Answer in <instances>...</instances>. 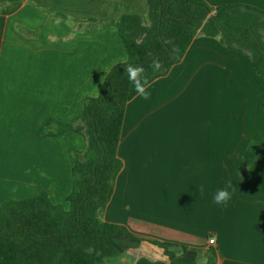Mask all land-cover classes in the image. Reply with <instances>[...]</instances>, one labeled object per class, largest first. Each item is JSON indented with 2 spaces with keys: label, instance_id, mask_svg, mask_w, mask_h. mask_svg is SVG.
Returning <instances> with one entry per match:
<instances>
[{
  "label": "crops",
  "instance_id": "crops-1",
  "mask_svg": "<svg viewBox=\"0 0 264 264\" xmlns=\"http://www.w3.org/2000/svg\"><path fill=\"white\" fill-rule=\"evenodd\" d=\"M204 1L264 11V0ZM128 12L146 16V1L0 0V204L45 191L68 208L70 151L83 150L85 139L39 131L49 119L78 117L86 98L99 95L110 71L128 58L111 22ZM150 84L149 100L136 95L126 105L123 166L102 219L159 241L213 246L219 264H264V152L241 173L249 143L264 133L251 57L197 34L183 58ZM228 180L236 188L228 206L214 204L212 194ZM117 264L169 262L145 243Z\"/></svg>",
  "mask_w": 264,
  "mask_h": 264
},
{
  "label": "trees",
  "instance_id": "trees-1",
  "mask_svg": "<svg viewBox=\"0 0 264 264\" xmlns=\"http://www.w3.org/2000/svg\"><path fill=\"white\" fill-rule=\"evenodd\" d=\"M145 1L146 16L128 12L111 22L125 45L127 62L141 65L150 83L166 75L183 58L193 38L204 34L251 57L264 105V11L241 4L213 7L204 0ZM153 61L160 64L159 70L153 69ZM136 95L125 66L119 63L99 95L86 98L78 117L67 123L49 119L41 126L43 136L74 131L85 139L83 150L70 151L68 208L54 204L45 191L0 204V264H117L121 255L136 252L145 243L157 246L169 264H219L213 246L200 249L159 241L102 219L123 166L118 147L125 108ZM263 152L264 133L249 143L242 175L249 173Z\"/></svg>",
  "mask_w": 264,
  "mask_h": 264
},
{
  "label": "clouds",
  "instance_id": "clouds-1",
  "mask_svg": "<svg viewBox=\"0 0 264 264\" xmlns=\"http://www.w3.org/2000/svg\"><path fill=\"white\" fill-rule=\"evenodd\" d=\"M127 60L128 58L124 57L120 63L125 66V71L127 72L128 79L130 83H132L136 94L144 100H149L151 97V92L149 91L151 84L147 77L144 75V68L141 65L128 63ZM159 68L160 64L156 61H153V69L159 70ZM108 71H110V69ZM108 71H106L105 73H108ZM197 190L199 191L201 196L205 195L206 190L204 185H200ZM235 191L236 188L233 186L232 182L230 180L226 181L225 187L218 188L212 194L213 203L216 205L227 207Z\"/></svg>",
  "mask_w": 264,
  "mask_h": 264
},
{
  "label": "built area",
  "instance_id": "built-area-1",
  "mask_svg": "<svg viewBox=\"0 0 264 264\" xmlns=\"http://www.w3.org/2000/svg\"><path fill=\"white\" fill-rule=\"evenodd\" d=\"M214 243H215V240H214V239H210V240H209V244H210V245H213Z\"/></svg>",
  "mask_w": 264,
  "mask_h": 264
}]
</instances>
